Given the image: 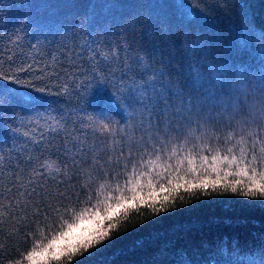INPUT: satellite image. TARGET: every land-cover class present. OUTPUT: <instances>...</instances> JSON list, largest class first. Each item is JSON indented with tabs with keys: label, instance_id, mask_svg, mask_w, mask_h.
I'll return each instance as SVG.
<instances>
[{
	"label": "trees",
	"instance_id": "1",
	"mask_svg": "<svg viewBox=\"0 0 264 264\" xmlns=\"http://www.w3.org/2000/svg\"><path fill=\"white\" fill-rule=\"evenodd\" d=\"M199 9L0 0V264H32L81 212L131 195L129 181L146 194L166 178L168 200L137 201L102 243L48 264H264V196L241 194L238 174L250 163L264 175V55L241 43L246 27L264 30V0ZM203 156L243 163L221 160L232 175L193 189Z\"/></svg>",
	"mask_w": 264,
	"mask_h": 264
},
{
	"label": "snow or ice",
	"instance_id": "2",
	"mask_svg": "<svg viewBox=\"0 0 264 264\" xmlns=\"http://www.w3.org/2000/svg\"><path fill=\"white\" fill-rule=\"evenodd\" d=\"M189 2L191 7L194 9L203 11L202 9H199L200 0H189ZM249 42H258V51L261 55H264V30L246 27L241 38V43ZM0 52H2V49H0ZM18 58L26 59L24 56H20ZM92 62L95 63V58H92ZM209 67L211 68L212 66L209 65ZM21 70L24 69L22 68ZM191 72L193 74V79L197 83H200L201 73L199 68L193 66L191 68ZM222 81L223 74L217 72L212 84L215 87H223L224 85ZM221 160L225 161L229 167L231 165L243 163L238 161L235 156H233L231 160H229L228 156H213L211 161L208 156H203L201 158L202 163L200 165L203 171L197 173V176L200 178V183L197 184L193 181L189 186L193 189L200 187L207 189L209 186L216 187L221 184L224 180V175H232V172L230 171L225 172L224 167L221 165ZM190 164H194V161H191ZM191 171L196 172V167H192ZM238 174L243 177H249V183L251 185L249 191H243V189H241V194L245 196L250 194L264 196V175L257 174L254 168L251 167L250 163L241 167ZM213 175L215 178H213ZM180 178L183 179V177ZM166 181V183L160 184L159 188H157L152 180H149V190L146 194L143 191V185L139 181H129V187L127 190L131 193V195L125 196L121 193L119 196L114 198L115 202H113V199L106 198L102 202V206L94 207L90 211L86 210L81 212L76 217L74 222L68 223L66 228L59 232L56 239L52 240L51 243L48 244L47 248L40 252H33L29 259L32 261V264H41V261H43V264H48L49 259L59 260L65 252L75 254L79 252L80 249L87 251L95 245L102 243L109 237V233L113 227L111 221H113V219L118 217L121 213L126 212L128 209L136 207L137 201H140L144 206H147L153 200L160 199L162 194L163 200H168V193L173 190L170 189L168 185L172 184L173 181L170 178H166ZM234 182L237 185H241L242 183L241 180H235ZM185 184H188V181H185L184 184L176 183L175 188H182ZM231 191L236 193L237 188H232ZM50 250L51 254L49 255ZM0 255H2V252H0Z\"/></svg>",
	"mask_w": 264,
	"mask_h": 264
},
{
	"label": "rangeland",
	"instance_id": "3",
	"mask_svg": "<svg viewBox=\"0 0 264 264\" xmlns=\"http://www.w3.org/2000/svg\"><path fill=\"white\" fill-rule=\"evenodd\" d=\"M238 96L234 97L233 99H237ZM211 102H212V99L210 98ZM211 114H209L208 116H205V117H199V116H192V117H189L186 118V124L187 126H193V129H195L197 127V125L199 124V122H207L209 119H211L210 117ZM213 118H215V115L213 116Z\"/></svg>",
	"mask_w": 264,
	"mask_h": 264
}]
</instances>
